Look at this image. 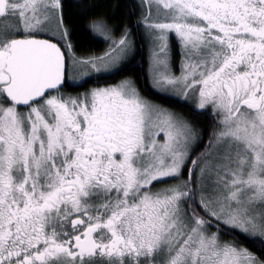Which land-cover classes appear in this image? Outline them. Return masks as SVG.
Here are the masks:
<instances>
[{
  "label": "snow or ice",
  "instance_id": "1",
  "mask_svg": "<svg viewBox=\"0 0 264 264\" xmlns=\"http://www.w3.org/2000/svg\"><path fill=\"white\" fill-rule=\"evenodd\" d=\"M63 2L0 0V264H264V0H144L149 87L206 145L133 79L88 88L130 31L77 57Z\"/></svg>",
  "mask_w": 264,
  "mask_h": 264
},
{
  "label": "trees",
  "instance_id": "2",
  "mask_svg": "<svg viewBox=\"0 0 264 264\" xmlns=\"http://www.w3.org/2000/svg\"><path fill=\"white\" fill-rule=\"evenodd\" d=\"M139 3L137 0H64V20L71 33L70 43L77 57H96L109 49V42L99 37L93 30V23L97 20L107 23L111 38L119 40L125 29H128L129 38L134 42V56L123 67L107 76L91 79L87 87L117 83L120 80L132 78L146 97L196 122L204 133L203 143L206 145L208 136L211 134L212 116L206 114V111L194 110L189 102H178L174 97H160L149 87L148 42L143 27L139 26L144 16V11L140 9L141 3ZM173 51H179L175 45H173ZM174 64L178 72L180 56H174ZM83 90L85 89L73 86L69 92L79 93ZM203 150V148L200 149V151ZM183 178L186 180L188 175L185 174ZM223 238L229 239L227 236ZM251 250L256 255H264L259 244L251 245Z\"/></svg>",
  "mask_w": 264,
  "mask_h": 264
},
{
  "label": "rangeland",
  "instance_id": "3",
  "mask_svg": "<svg viewBox=\"0 0 264 264\" xmlns=\"http://www.w3.org/2000/svg\"><path fill=\"white\" fill-rule=\"evenodd\" d=\"M138 2H140L141 3V5H140V9H141V11L143 12L144 11V14L146 13V12H148V10H149V5H147L146 3H144V0H137ZM139 3V4H140ZM155 8H156V5H152V10L154 11L155 10ZM161 12H164V11H166L165 9H163L162 8V6H161ZM162 18V17H161ZM144 29V28H143ZM94 30V29H93ZM95 32V31H94ZM144 32H145V29H144ZM96 33V32H95ZM99 37H101V38H104V37H102L101 35H99L98 33H96ZM131 41H132V39L131 38H129ZM105 40H107L108 42H109V49L107 50V51H105L103 54H101V55H99V56H96V57H103V56H105V54L110 50V48L112 47V41H118L117 39H114V38H111V36H110V39H105ZM147 42H148V53H147V61H148V74H149V78H150V76L152 75V67H151V65H152V59H151V57H152V51H153V45H152V43H151V41L147 38ZM134 50H135V46H134V42L132 41V47L129 49V51L121 58V60L120 61H118L117 62V64L114 66L115 67V70H113V71H108V72H105V73H103V75L102 76H107V75H109V74H112V73H114V72H116L118 69H120L121 67H123L124 66V64L127 62V61H129L133 56H134ZM179 50V49H178ZM90 58H95V57H90ZM180 61H181V58H180ZM68 63H69V74H70V77L73 79V80H77V81H79L80 79H82V77H81V75H80V72H81V69H80V67L78 66V65H75L71 60H69L68 61ZM179 72H180V64H179V70H178V72L176 71V69H175V74L176 75H179ZM98 74H95V73H93V77H95V76H97ZM101 76V77H102ZM132 79V78H131ZM111 84H113V83H111ZM104 85H107V84H104ZM103 84L102 85H99V86H104ZM73 86H78V85H73ZM95 86H97V85H92V86H90L89 88H91V87H95ZM84 91V90H83ZM189 103H191L192 105H194V101L192 100V99H189V101H188ZM196 110H198L199 112H204V111H201V110H199V109H196ZM181 115V114H180ZM188 179V178H187ZM186 179V180H187Z\"/></svg>",
  "mask_w": 264,
  "mask_h": 264
},
{
  "label": "flooded vegetation",
  "instance_id": "4",
  "mask_svg": "<svg viewBox=\"0 0 264 264\" xmlns=\"http://www.w3.org/2000/svg\"><path fill=\"white\" fill-rule=\"evenodd\" d=\"M70 94H72V95H76V94H78V93H71V92H69Z\"/></svg>",
  "mask_w": 264,
  "mask_h": 264
}]
</instances>
